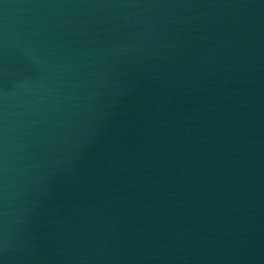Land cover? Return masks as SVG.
Segmentation results:
<instances>
[{
  "label": "water",
  "instance_id": "obj_1",
  "mask_svg": "<svg viewBox=\"0 0 264 264\" xmlns=\"http://www.w3.org/2000/svg\"><path fill=\"white\" fill-rule=\"evenodd\" d=\"M0 264H264V0H0Z\"/></svg>",
  "mask_w": 264,
  "mask_h": 264
}]
</instances>
